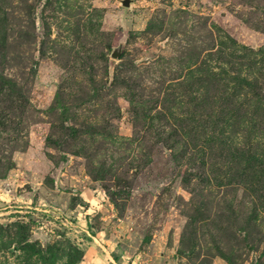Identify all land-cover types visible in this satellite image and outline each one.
Here are the masks:
<instances>
[{
    "label": "rangeland",
    "instance_id": "1",
    "mask_svg": "<svg viewBox=\"0 0 264 264\" xmlns=\"http://www.w3.org/2000/svg\"><path fill=\"white\" fill-rule=\"evenodd\" d=\"M0 264H264V0H0Z\"/></svg>",
    "mask_w": 264,
    "mask_h": 264
},
{
    "label": "water",
    "instance_id": "2",
    "mask_svg": "<svg viewBox=\"0 0 264 264\" xmlns=\"http://www.w3.org/2000/svg\"><path fill=\"white\" fill-rule=\"evenodd\" d=\"M131 0H121V5L128 7L130 5ZM122 52V44H118L117 46H113L110 52V56L113 59H118L121 56Z\"/></svg>",
    "mask_w": 264,
    "mask_h": 264
}]
</instances>
